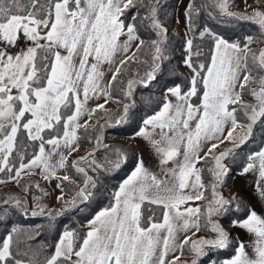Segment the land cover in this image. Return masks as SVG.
Wrapping results in <instances>:
<instances>
[{"label":"snow or ice","instance_id":"snow-or-ice-1","mask_svg":"<svg viewBox=\"0 0 264 264\" xmlns=\"http://www.w3.org/2000/svg\"><path fill=\"white\" fill-rule=\"evenodd\" d=\"M241 2L234 11L235 0H0V185L34 201L0 197V264H264V215L222 191L234 171L252 173L264 201V47H252L264 45V0ZM170 8L182 9L180 65L188 71L159 96H141L150 110H141L130 139L145 142V159L107 144L104 129L129 123L137 90L171 61ZM207 19L248 21L259 35L226 37ZM82 140L90 149L76 156ZM130 161L106 195L98 174ZM32 176L56 181L59 208L43 203L38 181L22 183ZM98 197L107 203L83 225L43 236L57 217L88 213ZM230 212L244 213L230 225L245 238L220 223ZM17 213L48 224L22 227L12 222ZM222 250H230L224 259Z\"/></svg>","mask_w":264,"mask_h":264},{"label":"trees","instance_id":"trees-1","mask_svg":"<svg viewBox=\"0 0 264 264\" xmlns=\"http://www.w3.org/2000/svg\"><path fill=\"white\" fill-rule=\"evenodd\" d=\"M169 2H173V0H169ZM235 3L237 5V2L235 0ZM234 11H242V9H239L238 7L233 9ZM169 12H172V15L165 21L168 29L169 34L171 36V47L175 49V52L173 53L172 59L170 62H166L165 64V70L158 75L157 81L153 83L152 86L148 89L139 88L136 93V100H137V109L134 110L135 115L133 118L124 126L121 127H111V128H105L104 129V139L105 142L109 145H116V146H122L125 148H129L131 152H138L136 147L128 142L125 141L124 138H129L131 135L137 130L139 126V120L140 116L144 114L142 109L145 111H148L150 109H146L143 103L141 102V96H148V95H154L159 96L160 92L166 85H170L173 83H178L181 81L183 76H186L187 74L183 72L179 68L180 63V56L182 55L181 51V41L184 39L182 34L178 33L175 29V23H176V12H173V10L170 8ZM206 23L216 32L226 36V37H235L239 36L241 34H249V35H259L258 32V26L248 22V21H235V20H228L222 23H218L216 20L213 19H207ZM252 47L254 49H258L259 47H264V45L261 44H253ZM175 66L176 72L180 73L178 76L172 75L171 69ZM107 108L111 109L112 111H115L119 106L115 103H109L106 105ZM95 122V121H93ZM101 124L104 123V120L100 121ZM89 135H95V133L90 132ZM259 136V133H257V137ZM82 147L80 148L79 152L76 153V156L84 155L87 153V151L90 149V145L87 143L86 140H82ZM224 146L222 145L221 148ZM258 147V143L253 142L247 146V148L244 149V152H247L252 149H256ZM219 150V149H218ZM104 153L101 151L100 154H98L97 159L101 162L103 161ZM238 163V161H237ZM235 169V165H230ZM131 168V161L129 164L120 172L118 173H111V174H104L100 173L98 174V184H101L103 186V191L106 195L110 194L112 188L119 182V180L128 172V170ZM74 175V172L70 173ZM91 174V173H90ZM235 171L229 175V177L226 180V187L222 190L223 194L226 197H231L235 195L238 199L242 200L246 205H249L248 200L242 196L231 193V186L233 183V178L235 176ZM2 175V174H0ZM31 180V181H38L42 186L43 190L48 193V196L44 197L43 203H45L48 208L55 210L59 208L61 205H50L51 199H52V193L47 188V182L43 181L42 178L37 176L32 177H25L24 181L22 183ZM71 186L66 189V192H70ZM8 194H13L17 197H28L29 204H33L34 201L31 199V196L28 193H25L19 186H14L12 188L2 190L0 191V197H5ZM32 194L34 195H40V191L33 188ZM69 196V195H68ZM70 197V196H69ZM105 203H107V200L104 197H98L96 203L92 206V209L89 210L88 213H79L76 210H72L69 212L64 213V215L57 217L53 223L55 225V229L52 232H45L43 234L44 237H47L49 240H51L58 231L63 229V226L65 224H73L75 225L76 222H79L81 225L84 223V215L91 214L92 212L99 210L100 207H102ZM199 203V202H196ZM243 212L240 213H233L230 212L225 216L219 217L220 223L230 231L231 235L233 237H237V235L230 229V221L234 219L236 216H243ZM12 222L17 223L21 225L22 227L28 228V227H34L36 225H47L48 220L44 217H25L17 213L12 217ZM203 223V222H202ZM0 231H2V228H0ZM199 235H205V233L202 231L199 233ZM230 250H222L218 255L220 259H224L229 255ZM188 259L191 260V256L188 255L186 257H181V259Z\"/></svg>","mask_w":264,"mask_h":264},{"label":"crops","instance_id":"crops-1","mask_svg":"<svg viewBox=\"0 0 264 264\" xmlns=\"http://www.w3.org/2000/svg\"><path fill=\"white\" fill-rule=\"evenodd\" d=\"M184 3H187V0H184ZM175 28L181 30V33L184 35V18H181L179 20V23H177L176 20ZM21 47H23V44L21 45ZM15 50L16 49H14V51ZM183 71L187 74L188 70L184 69ZM99 103H103V100H100ZM126 139L128 142L132 143L136 147L138 152L144 153L145 159L148 158L147 148L143 140L139 138H137L136 140H132L130 139V137ZM255 179H256V175L252 173L246 174L244 176L235 174L231 186V193L244 196L248 200L250 206L257 210L258 214L264 215V201L260 200L255 190ZM7 186H10L12 188L15 186V184H8ZM230 229L237 235V237H241V238L246 237V233L243 230L239 228H233L231 226Z\"/></svg>","mask_w":264,"mask_h":264},{"label":"rangeland","instance_id":"rangeland-1","mask_svg":"<svg viewBox=\"0 0 264 264\" xmlns=\"http://www.w3.org/2000/svg\"><path fill=\"white\" fill-rule=\"evenodd\" d=\"M236 2H237V7L239 8V9H244V7H245V5L241 2V0H236ZM247 2L249 3V4H253L254 3V0H247ZM249 11H251V9H249ZM182 13V9H180V8H178L177 9V12H176V20H177V17H178V19L180 20L181 18H183V15L181 14ZM176 24V23H175ZM174 29L178 32V33H180V34H182L181 33V30H179L178 28H175V26H174ZM182 36L184 37V35L182 34ZM179 68L183 71L184 69L186 70V68H184L183 66H181L180 65V63H179ZM184 72V71H183ZM124 140L126 141L127 139L126 138H124ZM76 155V154H75ZM55 184H56V181H51V182H47V188H48V190L52 193V199H51V203H50V205H61L60 204V201H58L57 199H56V197L60 194L59 193V190H55L54 191V189H55ZM8 187H10V186H7V185H0V191H2V190H5V189H9ZM11 188V187H10ZM65 199H70V197L68 196V195H65Z\"/></svg>","mask_w":264,"mask_h":264}]
</instances>
